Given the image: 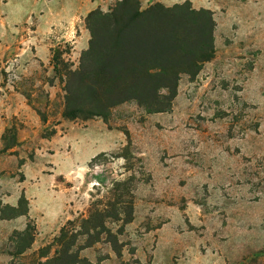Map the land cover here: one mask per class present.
<instances>
[{
    "label": "rangeland",
    "instance_id": "obj_1",
    "mask_svg": "<svg viewBox=\"0 0 264 264\" xmlns=\"http://www.w3.org/2000/svg\"><path fill=\"white\" fill-rule=\"evenodd\" d=\"M118 1L0 0V264H56L62 228L77 264H264V0H139L211 12L213 59L166 113L66 121L52 51L75 69Z\"/></svg>",
    "mask_w": 264,
    "mask_h": 264
},
{
    "label": "trees",
    "instance_id": "obj_2",
    "mask_svg": "<svg viewBox=\"0 0 264 264\" xmlns=\"http://www.w3.org/2000/svg\"><path fill=\"white\" fill-rule=\"evenodd\" d=\"M85 27L89 41L75 69L63 59L69 49L51 54L54 80L63 93L62 118L70 122L96 118L106 123L114 108L129 102L149 115L166 113L177 96L180 78H195L214 57L213 15L193 9L188 2L173 7L155 3L141 9L139 0H119L105 13H89ZM38 115L46 123L45 116ZM21 206L24 211L17 216L27 214L23 196ZM34 232L27 225L18 236L17 255L30 248ZM56 242L61 251L54 263L77 264V256L69 254L73 245L65 228Z\"/></svg>",
    "mask_w": 264,
    "mask_h": 264
}]
</instances>
